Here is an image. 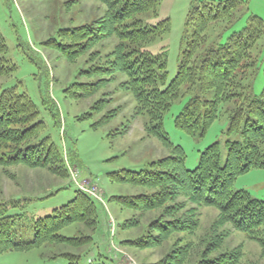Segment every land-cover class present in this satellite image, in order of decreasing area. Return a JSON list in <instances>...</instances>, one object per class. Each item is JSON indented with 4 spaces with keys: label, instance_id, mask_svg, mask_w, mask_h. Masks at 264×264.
<instances>
[{
    "label": "trees",
    "instance_id": "trees-1",
    "mask_svg": "<svg viewBox=\"0 0 264 264\" xmlns=\"http://www.w3.org/2000/svg\"><path fill=\"white\" fill-rule=\"evenodd\" d=\"M98 1L106 6L103 16L92 23L60 28L56 37L46 42L74 62L86 54H89V61H96L101 54L94 48L109 38L117 39L101 64L83 71L99 78L90 83H75L66 91L72 97L87 98L98 93L117 74L125 75L127 78L121 86L134 95L139 114L147 117L146 133L159 139L170 151L167 156L151 162L149 169H122L108 174L111 182L143 188L134 195L112 197L123 207L138 212L127 220L124 228L138 227L146 212L159 211L158 217L150 219L143 235L118 246L158 247L178 235L172 250L154 264H240L241 246L217 253L226 236L217 234V230L229 224L257 242L264 256V199L254 198L246 189H234L240 176L252 170H264V89L260 96L251 97L247 83L256 74L252 50L264 38V20L250 16L243 29L232 33L225 42L217 41L216 45L201 52L207 43L209 28L219 22L227 26L234 24L243 2L204 1L194 6L187 15V24L194 27V35L183 53L177 75L163 89L161 85L167 82L168 61L145 47L171 30L170 20L146 26L139 18L150 11L156 13L163 0ZM7 50L0 29V77L9 76L18 69L5 57ZM196 87L200 94L213 90L214 98L203 100L194 93ZM185 95L190 98L174 123L191 136H204L219 117L220 106L233 103L229 110L228 132L241 133L243 141L226 142L225 164H222L221 146L215 142L201 152L198 166L188 169L183 147L169 138L164 128L165 114ZM111 101L100 99L92 110L101 112ZM119 111L120 107L108 112L94 127L109 123ZM38 114L36 103L26 92H19L17 87L1 91L0 165L5 169L17 165L45 169L56 177L69 178V168L59 145L51 136L41 135L45 124L36 121ZM97 201L106 206L104 199L77 189L74 199L56 208L52 215L35 221V236L29 241L13 239V225L21 216L3 214L0 217V254L44 246L75 249L89 246L93 241L91 234L98 225ZM198 207L214 208L219 217L212 223L211 230L201 235L199 241H194L191 236L201 226ZM72 225H77L74 236L61 234L64 228ZM42 256L64 257L69 264H79L81 260L80 255L62 251Z\"/></svg>",
    "mask_w": 264,
    "mask_h": 264
},
{
    "label": "rangeland",
    "instance_id": "rangeland-1",
    "mask_svg": "<svg viewBox=\"0 0 264 264\" xmlns=\"http://www.w3.org/2000/svg\"><path fill=\"white\" fill-rule=\"evenodd\" d=\"M204 1L222 0H163L156 13L150 11L139 15L146 26L170 20L171 30L145 47L168 61L167 82L161 85L163 89L177 75L183 53L194 35V27L187 24V15L194 6ZM242 2L234 24L227 26L219 22L209 28L207 43L201 52L216 45L217 41L225 42L232 33L243 29L250 16L255 15L264 20V0ZM105 11L106 6L98 0H0V29L8 46L5 57L18 67L11 75L0 77V93L3 89L17 87L19 92H26L32 98L39 111L36 121L45 124L41 135L51 136L59 145L70 172L69 178L62 179L45 169L21 165L5 169L0 165V217L6 213L20 215L12 228L13 239L29 241L35 236V221L52 215L56 208L74 199L80 187H97L103 192L106 202L104 206L97 201L98 225L91 234L93 241L89 246L81 249L44 246L26 252H6L0 254V264H69L64 257L51 259L42 256L52 251L80 255L79 264H154L172 250L178 236L175 235L162 246L152 248L118 246L123 241L143 235L150 219L158 217L159 211L146 212L138 227L124 228L127 220L138 212L123 207L112 197L134 195L142 192L143 188L111 182L108 174L122 169H149L151 162L170 153L159 139L146 133L147 117L139 114L134 95L121 86L127 77L117 74L113 81L87 98H75L66 91L75 83H90L99 78L83 71L94 64H101L117 39L109 38L94 48L101 54L96 61H89V54H86L71 62L56 48L46 44L56 37L60 28L92 23ZM252 55L256 59V74L247 83L250 84V96L255 97L260 96L264 89V38L252 50ZM105 78L109 79L107 76ZM194 93L203 97V100H212L215 95L213 90L200 94L197 87ZM103 98L112 101L106 104L103 111L94 112L92 107ZM189 98V95L181 97L165 114V131L174 144L183 147L188 169H195L201 152L215 142L221 146L222 164H225L228 154L226 142L243 141L241 133L228 132L229 110L233 103L220 106L219 117L204 136H191L178 129L174 123ZM118 107L120 111L113 120L94 127L105 114ZM89 113L92 115L84 118ZM234 189H246L254 198L264 199V170H252L240 176ZM198 210L201 226L191 236L194 241H199L201 235L211 230L212 223L219 217V212L214 208L198 207ZM113 220L116 223L114 242L121 252H118L117 259L111 246L110 221ZM76 229L77 225H72L64 228L61 234L72 237ZM85 233L89 234L87 230ZM218 233L226 236L217 253L241 246L243 254L240 264H264V256L257 242L235 231L229 224L218 228Z\"/></svg>",
    "mask_w": 264,
    "mask_h": 264
},
{
    "label": "built area",
    "instance_id": "built-area-1",
    "mask_svg": "<svg viewBox=\"0 0 264 264\" xmlns=\"http://www.w3.org/2000/svg\"><path fill=\"white\" fill-rule=\"evenodd\" d=\"M80 189L83 190L84 192L88 193L89 195H93L95 198H97L99 200H103V196L97 187L82 186V187H80ZM111 231H112V235H111V243L112 244H111V246H112L113 252L115 253V256L117 259L119 247L114 243V235H113L114 234V223H113V221L111 222ZM119 254H121V252H119Z\"/></svg>",
    "mask_w": 264,
    "mask_h": 264
}]
</instances>
